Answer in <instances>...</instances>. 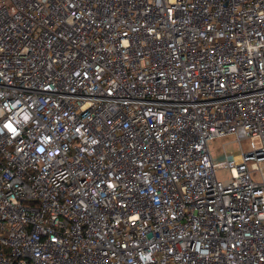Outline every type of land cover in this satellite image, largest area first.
<instances>
[{
    "label": "built area",
    "instance_id": "1",
    "mask_svg": "<svg viewBox=\"0 0 264 264\" xmlns=\"http://www.w3.org/2000/svg\"><path fill=\"white\" fill-rule=\"evenodd\" d=\"M0 264H264V0H0Z\"/></svg>",
    "mask_w": 264,
    "mask_h": 264
},
{
    "label": "rangeland",
    "instance_id": "2",
    "mask_svg": "<svg viewBox=\"0 0 264 264\" xmlns=\"http://www.w3.org/2000/svg\"><path fill=\"white\" fill-rule=\"evenodd\" d=\"M252 146V140L243 141V148L250 149ZM223 147L228 148L229 151H232L235 148V143L232 142V139L229 138H221L212 144V150L214 152V161L217 164V172L220 177L226 178L225 169L221 166V159H222V150Z\"/></svg>",
    "mask_w": 264,
    "mask_h": 264
}]
</instances>
